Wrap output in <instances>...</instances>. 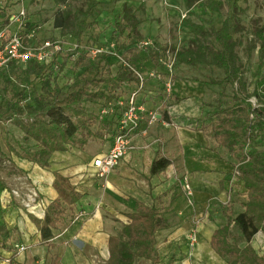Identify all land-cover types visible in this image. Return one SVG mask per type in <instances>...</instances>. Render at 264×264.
Wrapping results in <instances>:
<instances>
[{"label": "trees", "instance_id": "16d2710c", "mask_svg": "<svg viewBox=\"0 0 264 264\" xmlns=\"http://www.w3.org/2000/svg\"><path fill=\"white\" fill-rule=\"evenodd\" d=\"M86 1V7H76L71 0H57L63 7L54 17V25L60 29L61 35L74 39L79 46L87 30L96 25L100 16L115 12V0ZM241 1L247 0H186L188 17L196 8H204L210 15H222L227 9L226 17L220 27H216L213 19L206 23L190 21L193 29L190 43L173 49H178L177 65L222 72L227 85L240 101L224 110L211 109L210 105H206L209 110L199 121V130L236 159L238 176L247 190L243 211L233 219L229 216L228 224L214 232L211 247L228 264H264V253H259L252 244L259 232L264 234V75L254 92L250 93L238 51L240 38L244 34L248 35V52L257 50L259 67H264V24L254 21L247 26L244 19L246 9L240 5ZM139 11L134 4L124 5L120 19L115 23L118 36L116 41H110L117 43L118 50L137 70L160 69L159 58L163 48L156 40L155 48L140 49L126 56V52L136 51L144 39L140 30L143 20L138 16ZM10 17L0 7V26H4ZM37 28V23L28 20L24 37L35 33ZM121 38H124L123 42ZM112 60L106 55L93 60L86 51H82L77 58L71 54L62 62L56 57L50 66L35 61L26 64L24 72L27 76L39 78L40 89L31 91L30 88H23L11 93L6 88L0 94V126L15 124L24 133V142L28 145L33 143L32 148H23L16 153L20 159L48 169L56 153L67 152L70 148L83 150L90 140L101 144L113 141L118 127V111L105 117L101 116L100 111L109 103L134 91L138 79L120 64L117 71L113 72L110 67ZM70 62L75 77L64 88L59 85L58 77L70 66ZM16 64L12 63L0 72L10 73V68ZM172 80L176 81L177 76H173ZM253 97L258 99L260 105L256 109L249 102ZM171 104L166 102L162 108V117L167 121L171 120L168 112ZM96 107L97 111L94 109ZM147 126L145 121L139 130ZM172 164L170 158L157 155L151 165V176L160 175ZM53 176L52 187L56 196L46 206L44 219L32 216L38 230L39 244H47L54 239L62 231L61 226H70L76 217V208L84 197L69 177L59 171H54ZM8 190L6 181L0 175V246L11 250L14 230L5 219L7 205L3 201ZM11 202L15 204L16 201ZM128 219L119 233L109 237V255L105 264H139L141 261L159 264L157 234L169 227L168 212H162L156 205L149 206L136 201ZM231 222L239 230L244 245L231 242ZM16 245L20 244L16 243L14 248ZM50 264L63 262L60 256H55Z\"/></svg>", "mask_w": 264, "mask_h": 264}, {"label": "rangeland", "instance_id": "374dc122", "mask_svg": "<svg viewBox=\"0 0 264 264\" xmlns=\"http://www.w3.org/2000/svg\"><path fill=\"white\" fill-rule=\"evenodd\" d=\"M22 1L27 9L28 20L38 25L34 33L35 43L40 44L48 40L65 43L64 53L57 57L59 62L75 53L73 52V47L78 45V43L70 37H63L60 29H57L54 25V17L59 9L63 7L57 0H0V7L5 9L11 16L19 11ZM71 2L76 7H86L87 1L71 0ZM185 2L186 0H115V12L100 16L96 25L85 33L81 45L84 48H88L97 43L101 44L115 40L118 36L115 23L120 19L123 7L127 3L134 4L136 8L140 9L138 16L143 20L140 28L144 39H154L162 46L173 48H181L190 43L193 37L190 21L194 23H206L210 19H213L216 27H220L226 17L227 9L224 10L222 15H210L204 8H196L189 13L188 19L183 20L181 13L187 10ZM240 5L246 9L244 19L247 26L254 21H260L264 24V0L241 1ZM249 39L246 34L240 38L241 45L238 51L244 65V77L248 81L249 92L253 93L258 81L264 75V67H259L257 50L252 53L248 52ZM123 40L124 38H121L120 41L123 42ZM138 51H140V48L136 51L126 52V56L129 57L132 52L137 53ZM80 53H77L74 58H77ZM111 63V69L113 72H116L119 63L115 60H112ZM69 64L70 66L58 77L59 85L64 88L68 87L75 77V72L72 68L73 64L71 62ZM26 66V64H16L10 68V73H6L5 71L0 72L1 95L6 88L11 93L23 88H30L31 91L35 88L40 89L41 83L39 78H36L35 75L27 76L24 72ZM185 75L197 78L205 83L206 95H208L211 103V109L219 108L218 106L228 108L236 102H240L237 100V96L233 94L232 88L227 85L222 72L218 70L206 68L196 70L177 65L175 76L180 77ZM164 90L162 85L151 81L147 86L145 95H150V92L153 93L151 95H154V93L156 95H165ZM253 99L258 100L256 97H253ZM94 109L97 111V107ZM23 136L24 133L15 124L8 123L0 126V175L7 183L9 187L8 191L16 190L20 195L16 198L15 204L6 206L5 219L9 227L14 230V239L10 243L12 250L6 254L9 257L4 260V263L14 264L17 261L16 258L20 257V264H50L53 257L60 256L63 264H105L109 251L107 245L108 238L111 235L119 233L124 225L128 223L125 214L129 213L134 206L132 202L134 199L131 198L132 193L122 190V192H119L121 194L116 193L115 201L116 205L119 204L120 209L111 211V205L107 201L108 193L101 186L103 178L98 177L96 172L94 173V170L91 168V164L95 158L100 156V153L108 149L110 150L112 142L101 144L99 141L90 140L83 150L70 148L61 158L56 157L52 161L50 168L42 169L39 166L20 159L16 155L23 148L33 147V143L28 145L24 142ZM210 142L215 145L213 140ZM58 170L60 173L63 172L61 174L64 176L70 175L72 183L84 194L83 201L86 202L85 205L87 206V203L95 204L96 212L94 215L97 214V211L99 215L94 217V215L82 209L83 204L80 203L75 211L76 217L70 223V226L78 223L74 232L70 234L68 230L70 226H61L62 231L57 234L53 241L38 245L39 238H35L38 233L32 221V216H36L25 207L23 199L29 191L36 189L41 196V201L48 205L55 198L52 182L54 180L53 173ZM169 185L170 190L162 199L164 205L169 204L172 197H175L176 190L183 193L180 179L174 180ZM239 188L242 192L236 194L237 196L234 198L237 200L235 202H239L238 206H241L240 210L242 211L244 209L242 205L247 199V196L245 197L247 192L241 183ZM143 198V200L151 204L149 197ZM234 198H228V205L231 203L230 200L232 201ZM232 207L234 206H229L225 212L228 217L235 215V212L230 211ZM82 212H86V215L79 217ZM84 217L86 218L83 219ZM229 225L231 242L238 243L241 246L244 245V242L240 238V232L234 223L231 222ZM18 234H20V238H18ZM16 243H19L24 250L19 251L14 248ZM252 244L259 253H264V234L259 232ZM29 258H34V260L30 261ZM139 264L151 263L141 261Z\"/></svg>", "mask_w": 264, "mask_h": 264}, {"label": "crops", "instance_id": "0c3cea01", "mask_svg": "<svg viewBox=\"0 0 264 264\" xmlns=\"http://www.w3.org/2000/svg\"><path fill=\"white\" fill-rule=\"evenodd\" d=\"M167 96L154 93L148 95L146 101L150 108L160 106L164 99L172 102L168 109L171 120L167 121L162 117L168 125H163L161 121L151 126L146 135H137L135 149L106 179L101 180V186L108 193L107 201L111 205V211L120 209L119 204L115 203L116 193L121 194L119 192L127 190L132 193L134 205L136 201H140L149 206L156 205L162 212H168L169 227L157 234L159 264H228L212 249L211 239L219 227L228 224L229 217L225 212L229 206H234L230 210L235 212L232 219L243 211L234 198L242 192L240 183L246 190L244 183L234 173L237 161L225 148L212 144V139L198 128L199 121L209 110L206 105L211 106L203 81L188 75L177 76V80L173 81L172 95ZM175 99L178 101L175 102ZM218 107L225 109L223 106ZM108 151L109 149L103 151L100 156ZM64 153L66 152L56 153L53 160L61 158ZM159 154L170 158L173 164L160 175L151 176L152 162ZM91 168L95 173L92 164ZM65 176L71 179L70 175ZM185 176L193 190L192 204L183 188V193L176 190L175 197L164 205L162 199L170 190L169 183L179 179L181 181ZM143 197H149L151 204L143 200ZM232 197L234 199L228 205V198ZM80 203L83 204L82 209L94 215L95 204L87 203L86 206L83 199ZM122 207L125 208L124 205ZM129 213L125 214L128 221ZM98 215L97 211L94 217ZM77 224L70 226V234L77 228ZM193 230L198 231V242L191 247L188 236ZM36 232L38 233L37 228ZM35 238H39V234ZM11 250L0 246V264H5L4 260L9 257L6 254ZM19 258H16L14 264L21 263ZM29 260L33 261L34 258Z\"/></svg>", "mask_w": 264, "mask_h": 264}, {"label": "built area", "instance_id": "2783aa9c", "mask_svg": "<svg viewBox=\"0 0 264 264\" xmlns=\"http://www.w3.org/2000/svg\"><path fill=\"white\" fill-rule=\"evenodd\" d=\"M19 11L11 15L9 21L0 26V71L8 67L12 63L28 64L29 61H35L40 65L50 66L53 64L54 59L58 55L64 53V45L62 41H45L40 44L35 43L34 32H31L24 37V31L27 28L28 18L27 9L21 2ZM188 17V12H182L181 18L184 20ZM28 40V41H27ZM138 47L141 50L148 48H155L154 39H143ZM163 51L159 58L161 65L160 69H153L149 71L137 70L131 63L123 56L118 50L115 41H107L106 43H98L91 47L84 48L82 45H75L73 47V57L82 51H86L91 59H96L100 56H108L117 61L124 68L129 69L134 76L138 79V85L128 95L119 98L115 102H111L108 106L103 107L100 111L102 117L114 115L118 111V127L117 133L113 137L110 150L94 159L92 166L96 170L98 177L106 179L112 171H114L125 160L130 152L135 149L134 140L137 135H146L148 129L161 122L163 125H168L162 119V108L166 103L165 99L163 104L150 108L147 105L146 94L149 82L155 81L163 85L165 95H172L173 76L176 72V53L178 49L173 47L162 46ZM57 69L58 66L56 65ZM153 94L152 92L149 93ZM167 96V97H168ZM253 108H258L260 105L253 98L249 100ZM223 108H226L223 106ZM253 118V115H251ZM147 122L148 126L144 130H139L143 122ZM249 146V145H248ZM247 146V148H248ZM238 167L235 166V176L239 177ZM182 184L189 203L192 204L193 190L187 176L183 177L180 181ZM20 195L18 191H6L4 194L5 205H10L13 200H16ZM25 197V196H24ZM39 192L35 189L29 191L23 199L25 207L31 211L38 219H44L46 212V204L41 201ZM86 212H82L79 217L85 216ZM235 225V223H234ZM233 225V226H234ZM198 232L193 230L188 236L189 244L191 247L197 243ZM19 251H23L20 245L15 246Z\"/></svg>", "mask_w": 264, "mask_h": 264}]
</instances>
